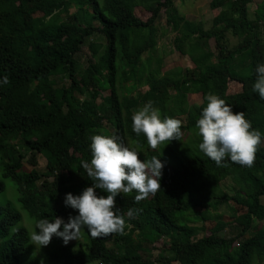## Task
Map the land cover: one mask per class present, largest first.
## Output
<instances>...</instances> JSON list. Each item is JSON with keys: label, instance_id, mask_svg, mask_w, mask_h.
I'll use <instances>...</instances> for the list:
<instances>
[{"label": "trees", "instance_id": "trees-1", "mask_svg": "<svg viewBox=\"0 0 264 264\" xmlns=\"http://www.w3.org/2000/svg\"><path fill=\"white\" fill-rule=\"evenodd\" d=\"M251 3L210 0L209 9L216 14L204 29L179 14L174 0H77L75 5L69 0H0V80L9 79L0 83V196L12 191L0 202V264H40L27 227L42 218L67 222L78 215L64 206V198L92 187L81 161L90 163L94 135L128 141L142 161L162 150L161 190L140 202L135 190L120 193L116 208L125 220L123 234L92 238L85 230L76 250L53 236L42 247L49 248L44 261L264 264V227L256 224L264 218V146H258L252 167L227 157L217 166L199 149L202 138L196 127L207 106L205 96L213 93L233 113L244 112L264 140V111L257 107L264 100L253 91L256 66L264 63V1L249 14ZM136 7L149 17H135ZM161 17L173 50L192 65L178 69L174 79L160 71L155 32ZM84 20H94L98 27ZM226 34L236 40L234 46L226 45ZM83 47L88 57L82 56ZM228 82L238 83L240 92L226 95ZM190 94L200 96L197 107L188 105ZM148 101L162 119L181 121L179 141L154 150L143 133L132 131V115ZM37 156L44 160L42 172L35 169ZM224 180L232 184L231 195L220 187ZM5 181L10 188L5 189ZM241 185H247V193ZM219 205L226 207L227 221L215 214ZM129 209L139 211L129 217ZM209 220L215 224L207 229L203 223ZM226 228L232 236L221 235ZM160 240L164 245L153 258V245Z\"/></svg>", "mask_w": 264, "mask_h": 264}, {"label": "clouds", "instance_id": "clouds-1", "mask_svg": "<svg viewBox=\"0 0 264 264\" xmlns=\"http://www.w3.org/2000/svg\"><path fill=\"white\" fill-rule=\"evenodd\" d=\"M255 73L253 91L264 100V63L256 66ZM0 83L8 84V77L4 76ZM205 100L207 106L196 122L202 138L199 149L217 166H222V161L227 157L233 163L252 167L261 143V132L252 129L244 112L233 113L232 106L218 95L209 93ZM131 119L132 131L137 135L143 133L154 150L172 140L179 141L184 135L181 121L169 117L162 119L153 101L136 110ZM90 139L92 158L90 163L81 161V166L92 181V187L85 188L79 196L71 193L65 195L64 206L78 212V215H70L67 222L60 217H54L51 221L42 218L35 222L30 240L38 252L49 245L53 236L67 245L69 241H76L85 230L92 238H103L112 233L123 234L126 224L116 208V197L135 190V201L140 202L161 190L164 165L158 157L162 150L158 157L141 162L139 152L126 146L115 135H94ZM97 189L107 195L98 196ZM138 211L129 209V217ZM12 231L17 229L13 228ZM40 264H43V258Z\"/></svg>", "mask_w": 264, "mask_h": 264}, {"label": "rangeland", "instance_id": "rangeland-1", "mask_svg": "<svg viewBox=\"0 0 264 264\" xmlns=\"http://www.w3.org/2000/svg\"><path fill=\"white\" fill-rule=\"evenodd\" d=\"M209 1L210 0H174V8L177 10V12L179 14H181L182 16H184L188 21H193L195 24H199L201 25L204 29H207L210 27V22L212 17L216 14L215 11L210 10L209 9ZM264 1V0H252V3L250 6H248V11L249 14H251V12L254 9V5ZM71 5H75L77 3V0H69ZM70 11H73V9L71 8ZM133 14L135 17H137L140 20H146L149 17V14L146 10H144L141 7H136L133 9ZM251 17V15H250ZM85 24L90 25L91 27H98V23L95 22L94 20H84ZM156 37H157V54L159 56L162 57V68H161V73L167 74L170 78H175L176 74H177V70L178 69H188V68H192V65L190 63V61L185 57V56H181L179 55L177 52H175L171 46V33L168 31V28L165 25V21L164 18L161 17L157 23L156 26ZM225 41H226V45L228 47H232L236 44V40L234 38H232L231 36H229L228 34L225 35ZM210 46L213 49V42L210 41ZM82 56L88 57L89 56V52L86 49V47H83L82 49ZM81 64H83V61H80V63L78 64V66ZM240 92V85L236 82H228L227 83V87H226V91L225 94L226 95H232V94H237ZM102 98V96L100 97ZM97 102H100L99 99H97ZM187 103L190 106L193 107H197L200 104V96L198 94H190L187 96ZM259 109L264 111V106H257ZM126 146L138 151L136 149L135 146H133L132 144H130L128 141H126L125 143ZM261 145L264 146V140L261 142ZM139 155V159H140V154ZM141 162L142 159H140ZM23 165L24 168L26 169H30V166L27 164V162H25V160H23ZM35 169L37 170V172H42L44 169V160L37 156L36 157V166ZM11 184L9 181H5V189L6 188H10ZM221 189L227 193L228 195H231V189L232 184L230 183L229 180H224L221 184H220ZM241 190L243 193H247L248 191V187L247 185H241ZM12 192V191H11ZM11 192L7 191L6 194L3 192V194L0 196V202L8 200V198L11 195ZM260 203L261 205L264 207V197L260 198ZM216 215H218V217H220V220L222 219L223 221H227L229 219V213L227 212L226 207H224L223 205H219L216 212ZM26 223L29 224V226L32 224V222H28L29 220L23 215V220ZM215 224L214 220H209L203 223V225L208 229L213 227ZM258 226H262L264 227V218L261 220H258V222L256 223ZM195 226H199L200 223L195 222L194 223ZM32 227V226H31ZM34 228V227H33ZM31 229L30 227H27L28 233H29V237L31 235V233L34 231V229ZM221 235L228 237V236H232L233 234H231L229 228H226L223 230V232L221 233ZM32 243V242H31ZM82 243V238L79 237L76 241H69V243L67 244V246L71 247L72 249L76 250L78 249L77 244ZM164 245V241L160 240L158 241L156 244H154L153 246L155 247V250L152 252V257H156L158 252H157V247H160L161 245ZM33 249L37 251L36 247L34 245H32ZM49 252V248H46L45 250H43V248H41L39 250V258H43V264H57L56 262H53L51 259L49 260H45L44 261V256L42 254H47L48 255ZM46 257V255H45ZM47 258V257H46ZM41 262V259H39ZM175 264V263H173Z\"/></svg>", "mask_w": 264, "mask_h": 264}]
</instances>
